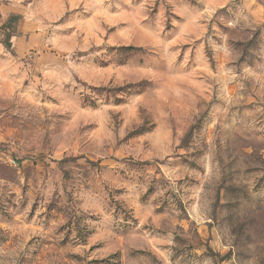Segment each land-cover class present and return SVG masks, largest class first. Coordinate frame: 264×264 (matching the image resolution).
<instances>
[{"label": "rangeland", "instance_id": "374dc122", "mask_svg": "<svg viewBox=\"0 0 264 264\" xmlns=\"http://www.w3.org/2000/svg\"><path fill=\"white\" fill-rule=\"evenodd\" d=\"M0 264H264V0H0Z\"/></svg>", "mask_w": 264, "mask_h": 264}, {"label": "trees", "instance_id": "16d2710c", "mask_svg": "<svg viewBox=\"0 0 264 264\" xmlns=\"http://www.w3.org/2000/svg\"><path fill=\"white\" fill-rule=\"evenodd\" d=\"M12 19H13L14 21H17V20H18V18H17V17H13ZM6 46H7V47H10V43H9V42H7Z\"/></svg>", "mask_w": 264, "mask_h": 264}]
</instances>
